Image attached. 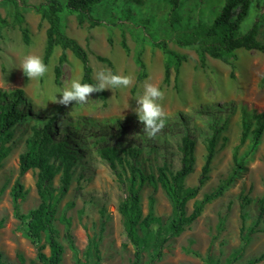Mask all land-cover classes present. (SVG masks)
Segmentation results:
<instances>
[{
  "label": "rangeland",
  "instance_id": "1",
  "mask_svg": "<svg viewBox=\"0 0 264 264\" xmlns=\"http://www.w3.org/2000/svg\"><path fill=\"white\" fill-rule=\"evenodd\" d=\"M16 1L25 16L22 25L13 24L16 5L10 0H0V13L10 22L0 40V90L23 89L33 115L15 125L11 152L0 166V221L3 222L0 262L44 264L37 257L38 247L43 245V252L50 253L47 233L36 244L27 236V226L15 215L12 198L13 186L20 181L27 191L21 201V212L26 214L40 203L36 186L38 170L31 169L21 175L19 158L28 148L33 127H43L50 119L53 139L66 142L77 154L67 192L61 193L60 189L63 169L50 183L58 199L54 226L65 250L61 264H130L134 259L135 249L127 240L119 212L120 202L129 194L131 172L125 163L113 167L102 156V148L116 146L122 155L124 149L137 148L140 152L131 162L145 173H157L159 167L175 172L184 165L182 138L189 136L195 140V151L192 172L185 184L197 186L206 161L207 140L215 130L221 132L217 134L208 179L197 197L188 201V213L193 211L195 200L216 190L239 163L241 167L237 168L233 182L222 195L206 204L201 215L179 236L163 243L162 255L157 259L154 258L156 244L161 237H155L158 224L152 225L155 235L142 255L141 264H207L195 251L203 256L211 253L215 261L223 264L243 245L242 236L251 229L256 231L233 264L245 263L264 253V213L259 217V200L264 197V129L257 137L254 133L264 114V51L237 50L232 77L228 63L208 56L206 66L202 67L195 48L176 44L174 37L178 32L168 23L170 5L165 0H105L93 7V15L103 21L101 25L93 28L88 22L79 25L76 14L66 12L65 31L87 50L93 78L101 68L112 72L114 69L118 74H130L133 83L128 88L106 89V100L94 93L86 104L65 107L49 100L62 95L58 90L65 82L70 83L74 76L82 78V63L66 50L67 62L63 65L61 84L57 85L54 69L63 52L57 46L48 64L49 72L30 81L20 68L21 62L29 53L43 58L48 27L31 5L45 0ZM225 1L187 0L179 10L181 23H211ZM255 23L259 26L258 39L264 43V0H253L242 31L247 32ZM23 27L29 30V44L24 43ZM123 37L129 54L121 46ZM152 37L165 38L171 49L188 55L180 67L177 87L173 69L170 83H164L167 55L152 45ZM139 53L148 76L137 82ZM99 55L110 59L113 69L100 61ZM145 83H155L165 93L161 103L170 114L166 126L154 139L143 133V125L134 111ZM140 192L143 215L152 212L161 218L162 224H168L174 215L173 205L163 188L155 189L147 183ZM65 219L70 221L69 226ZM139 232L144 235L143 230Z\"/></svg>",
  "mask_w": 264,
  "mask_h": 264
},
{
  "label": "trees",
  "instance_id": "2",
  "mask_svg": "<svg viewBox=\"0 0 264 264\" xmlns=\"http://www.w3.org/2000/svg\"><path fill=\"white\" fill-rule=\"evenodd\" d=\"M16 5L13 16V24L22 25L25 23L24 13L20 9V4L16 0H10ZM105 0H45L37 5H31L33 9L41 15V18L48 23L46 30V45L44 48L43 60L46 65L49 64L55 47L59 46L63 52L59 56L58 64L55 66V83L61 84L63 74V65L67 62L65 51L70 50L82 63L83 75L82 82L93 83L97 81L93 78V68L87 50L74 37L68 35L63 25V14L68 12L76 14L79 25L85 22L89 23V27L93 28L101 25L103 21L93 15V7ZM170 5L168 15V23L172 29L178 34L174 37L179 47L195 48L202 67L206 66L207 57L219 59L231 66V76L234 77V69L236 68L235 60L237 59L236 51L239 49L264 51V43L258 39L259 26L255 23L247 32L242 31V25L247 18L253 0H226L218 15L211 23L198 22L191 24L189 22L181 23L182 17L179 13L180 8L187 0H165ZM10 25L9 20L0 13V40L3 36V30ZM178 25V26H177ZM24 43L29 44L30 36L27 27H23ZM109 43L112 39L109 38ZM153 46L161 49L167 55L164 62V83L169 84L171 81V70L175 71V87H177L178 75L183 62L188 60V55L180 53L168 46L165 38H151ZM121 46L127 54L130 53L126 39L123 37ZM1 50V48H0ZM100 61L108 63L112 69L113 64L110 59L104 56H98ZM136 63L140 70L137 75V82L142 81L148 76L147 66L141 54H137ZM113 73H116L113 69ZM102 100L107 99L106 90L96 93ZM29 99L25 96L24 90L16 88L12 90H0V166L2 161L10 154L11 144L14 137V127L23 120H27L32 116V110L28 103ZM263 122L254 130L255 136H259L264 129ZM53 120L44 122L43 127L34 126L33 133L28 138V148L20 154L19 169L20 174L24 175L31 169L38 170V178L36 182L37 191L40 196V203L37 207L31 209L28 213L21 212V201L27 193L20 181H16L12 189V198L15 215L27 226V236L33 243H38L43 233L48 234V242L50 253L43 252L44 246L38 247L37 257L44 264H61L64 257V246L58 239V230L54 226L57 213V198L50 186L51 181L56 177L58 172L63 169V178L61 193L67 192L72 178L71 168L76 153L68 148L66 142L55 141L52 137L50 125ZM221 130H215L213 136L207 140L206 161L202 168V174L199 178L197 186H186L185 180L192 172L195 140L189 136L182 138L183 144L181 150L183 152L184 165L181 169L173 172L166 167L157 168V173L149 174L142 171L135 163L131 162V158H136L140 150L137 148H128L120 150L115 147H106L101 149L104 159L110 161V164L116 168L117 164L124 163L129 166L130 181L129 194L120 202L119 212L123 217V224L126 237L129 243L134 246V259L130 264H141V258L147 248L150 247L152 238L151 227L158 224V231L155 237L160 236V242H157V252L155 259L162 255V245L170 237L179 236L186 227L191 225L202 213L206 204L223 194L227 187L233 182L237 168L241 164L237 163V168L223 180L220 185L211 193H206L202 199L194 202V209L188 213L187 203L191 199H195L199 194L200 188L208 179V173L212 160L216 153V138ZM245 136V134H243ZM151 184L155 189L161 186L173 205V217L168 224H162L160 217H156L149 212L143 215L141 204V188L145 184ZM250 200L247 199V202ZM260 214L264 213V197L259 200ZM245 204H242L244 207ZM245 219V213L242 214ZM67 221L68 226L70 221ZM3 222L0 221V228ZM144 231L141 235L139 230ZM244 229V228H243ZM256 230L251 229L247 235L242 236L243 245L233 252L231 257L223 264H233L237 261L250 241V236ZM212 245V244H211ZM210 245V247H211ZM98 251V249H97ZM195 255L207 264H221L214 260V256L208 253L203 256L199 252ZM264 261V253L259 256L250 258L242 264H258ZM0 264H3L0 262Z\"/></svg>",
  "mask_w": 264,
  "mask_h": 264
},
{
  "label": "clouds",
  "instance_id": "3",
  "mask_svg": "<svg viewBox=\"0 0 264 264\" xmlns=\"http://www.w3.org/2000/svg\"><path fill=\"white\" fill-rule=\"evenodd\" d=\"M24 74L31 80L44 77L48 72V65L45 64L40 55L29 53L22 62L21 66ZM95 84L82 82L79 76H74L70 83L65 82L58 93L62 95L50 98L49 101L68 107L73 103L83 105L88 102L89 97L94 93L102 92L106 89L128 88L133 83V77L113 73L111 69L101 68L95 73ZM165 93L155 83H145L143 94L136 98L137 107L134 109L139 122L143 125V133L149 139H154L159 132L166 126L169 117L161 103Z\"/></svg>",
  "mask_w": 264,
  "mask_h": 264
}]
</instances>
